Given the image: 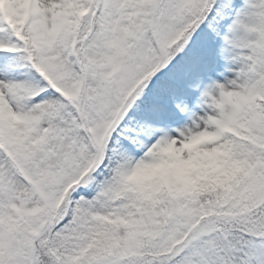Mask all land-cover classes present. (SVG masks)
I'll use <instances>...</instances> for the list:
<instances>
[{
  "label": "snow or ice",
  "instance_id": "obj_1",
  "mask_svg": "<svg viewBox=\"0 0 264 264\" xmlns=\"http://www.w3.org/2000/svg\"><path fill=\"white\" fill-rule=\"evenodd\" d=\"M0 264H264V0H0Z\"/></svg>",
  "mask_w": 264,
  "mask_h": 264
}]
</instances>
